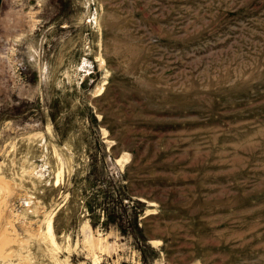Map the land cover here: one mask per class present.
I'll return each mask as SVG.
<instances>
[{
	"label": "rangeland",
	"instance_id": "1",
	"mask_svg": "<svg viewBox=\"0 0 264 264\" xmlns=\"http://www.w3.org/2000/svg\"><path fill=\"white\" fill-rule=\"evenodd\" d=\"M0 169L29 264H264V0H0Z\"/></svg>",
	"mask_w": 264,
	"mask_h": 264
},
{
	"label": "bare ground",
	"instance_id": "2",
	"mask_svg": "<svg viewBox=\"0 0 264 264\" xmlns=\"http://www.w3.org/2000/svg\"><path fill=\"white\" fill-rule=\"evenodd\" d=\"M59 175L60 174L58 173V178H59ZM14 187H12L11 180L7 179L4 175H2L0 173V190H2V192H4L3 193L4 196L7 194H10V193L12 194V192H13L12 190ZM4 196H0V264H29V257L30 256H28L29 252L27 253L28 248H29L28 247V239L25 236H20L19 235L20 233L19 234L17 233L15 222H14L16 220H15V218H14V221L11 219L10 216H13V215L10 212H8V210H10V209H8L6 206L7 201H6V198ZM24 197H25V195H24ZM26 199H27V197H26ZM7 205H9V204H7ZM13 214H15V213H13ZM26 223H27V219H26V217H24L25 226H27ZM22 225H23V223H22ZM52 227H53L52 226V220H50V221H48V229L52 230ZM25 229H26V227H25ZM26 231H29V230H26ZM16 246H18V248H16ZM15 258H18V260H19V262L17 261L18 263H15Z\"/></svg>",
	"mask_w": 264,
	"mask_h": 264
}]
</instances>
